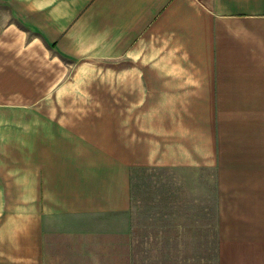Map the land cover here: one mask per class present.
I'll use <instances>...</instances> for the list:
<instances>
[{"label":"crops","instance_id":"0c3cea01","mask_svg":"<svg viewBox=\"0 0 264 264\" xmlns=\"http://www.w3.org/2000/svg\"><path fill=\"white\" fill-rule=\"evenodd\" d=\"M155 167L210 168L217 264H264V0H0V264H123Z\"/></svg>","mask_w":264,"mask_h":264},{"label":"rangeland","instance_id":"374dc122","mask_svg":"<svg viewBox=\"0 0 264 264\" xmlns=\"http://www.w3.org/2000/svg\"><path fill=\"white\" fill-rule=\"evenodd\" d=\"M123 264H217L210 168H140L131 179Z\"/></svg>","mask_w":264,"mask_h":264}]
</instances>
